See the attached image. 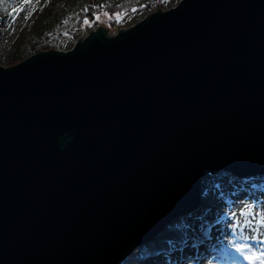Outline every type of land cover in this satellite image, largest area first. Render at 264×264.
Returning a JSON list of instances; mask_svg holds the SVG:
<instances>
[{
	"label": "water",
	"instance_id": "1",
	"mask_svg": "<svg viewBox=\"0 0 264 264\" xmlns=\"http://www.w3.org/2000/svg\"><path fill=\"white\" fill-rule=\"evenodd\" d=\"M0 67V264H118L264 174V0H179Z\"/></svg>",
	"mask_w": 264,
	"mask_h": 264
},
{
	"label": "rangeland",
	"instance_id": "2",
	"mask_svg": "<svg viewBox=\"0 0 264 264\" xmlns=\"http://www.w3.org/2000/svg\"><path fill=\"white\" fill-rule=\"evenodd\" d=\"M63 0H1L0 1V67L8 68L12 56V49L17 46L18 55L27 59L32 56L29 54L30 48L34 42L35 34L39 31V28L44 25L52 26L51 9L61 3ZM80 3H94L96 0H78ZM112 3H117L120 0H109ZM144 0H139L142 2ZM179 0L171 7H167L161 11H167L169 8H174ZM154 13V12H152ZM149 14H136L131 17L121 28L114 32H108L106 37H113L119 30H125L133 27L138 22L142 21ZM94 29L86 30L85 34H79L78 38H85L88 33L95 32ZM78 38L74 41L70 38H65L60 41L59 46L54 49L59 52H67L71 50ZM35 55V54H33ZM22 60V61H23ZM21 62V61H20ZM19 62V63H20ZM18 64V63H17ZM214 173V174H210ZM220 174L226 175L222 172H208L204 171L200 174V196L203 194L206 196H212V202L209 204H200V211L203 213L204 222H214L212 225L204 226L207 228V233L203 235L199 233L202 231L203 226L198 219H192L189 227L187 228V237L183 246L179 245V248L175 244L169 245V252L166 251L157 252L154 255H147L145 259L137 264H160V259H155L156 256L164 255L165 259H168L170 264H196L195 260H182L179 252L172 256L170 255L172 248L181 249L183 247H194L207 243V238L212 233L221 238L225 247L228 250L237 249L239 246L246 247L251 255L260 253V249L263 245L258 244L261 240L264 241V177L256 175L254 179L251 176H245L242 178H235L231 181L226 176L216 177ZM229 175L231 178L232 176ZM248 179L251 181V185L259 184L260 189L249 195L243 188V181ZM231 189V190H230ZM222 192L223 198H220L218 191ZM229 191V192H228ZM236 193V194H235ZM235 194V195H234ZM252 196L247 198L246 196ZM214 198V200H213ZM224 199V203L219 200ZM206 209V210H205ZM205 210V211H204ZM213 210V212H210ZM204 211V212H203ZM192 213V212H191ZM191 213L189 215H191ZM235 229V234L233 233ZM242 237H248L243 239ZM262 237V238H261ZM262 241V242H263ZM195 242V243H194ZM203 242V243H202ZM250 242V243H249ZM264 243V242H263ZM191 244V245H190ZM187 247L185 250H187ZM191 248V249H192ZM221 250V248H219ZM170 253V254H169ZM222 251L214 250L211 255V263L217 264V260L221 259L220 254ZM158 254V255H157ZM250 254L234 252L232 255L235 259L241 257L245 261V257H249ZM264 255V253H262ZM215 259V260H214ZM245 259V260H244ZM257 262H254L256 264Z\"/></svg>",
	"mask_w": 264,
	"mask_h": 264
},
{
	"label": "trees",
	"instance_id": "3",
	"mask_svg": "<svg viewBox=\"0 0 264 264\" xmlns=\"http://www.w3.org/2000/svg\"><path fill=\"white\" fill-rule=\"evenodd\" d=\"M176 1L144 0L139 2V0H120L117 3H112L109 0H96L94 3L82 4L78 0H63L51 9L52 26H41L35 34L29 54L33 55L39 51L54 50L59 46L61 40L70 38L75 41L79 34H85L86 30L94 29L98 26L105 29L107 33L114 32L136 14H151L157 9L161 11L173 6ZM97 17H99V20L96 19ZM85 21L89 23L86 24L84 23ZM19 47L12 49L9 67L24 59L18 55ZM222 176H226L231 181L234 179V177L231 178L227 174H220L216 177ZM189 214L170 221L169 225L156 235L150 243L140 247L118 264H137L145 259L147 255H154L161 251H166L167 253L170 250L169 245L172 243L183 246L187 237V228L190 224ZM213 223V221L206 223L202 220L203 229L198 237L203 235L202 238H204L205 233H207V228L204 229V226H209Z\"/></svg>",
	"mask_w": 264,
	"mask_h": 264
},
{
	"label": "bare ground",
	"instance_id": "4",
	"mask_svg": "<svg viewBox=\"0 0 264 264\" xmlns=\"http://www.w3.org/2000/svg\"><path fill=\"white\" fill-rule=\"evenodd\" d=\"M256 175H258V174H255V175H253V176H251V179H254V177L256 176ZM261 176H264V174H260ZM245 177V176H244ZM235 178H237V177H235ZM238 178H242V177H238ZM255 180V179H254ZM243 188H245L244 190L245 191H247V193L249 194V195H252L254 192H256V191H258L259 189H260V186H259V184H254V185H251V181H249L248 179H245L244 181H243ZM231 190V189H230ZM229 192V191H228ZM218 193V195H220L219 197L220 198H223V195H222V192H220V190L217 192ZM201 194V193H200ZM200 194H199V201H198V206L196 207V208H194V209H192V210H190V212L189 213H191V215H189L188 216V218H189V220H190V218L192 217V219L194 218V219H198L199 221H197V222H202V220H203V213H201V212H199L200 211V209H199V207H200V204L202 203V204H209V202H212V194L210 195V196H206L205 197V195H201L200 196ZM236 194V193H235ZM234 194V195H235ZM247 195V194H246ZM247 198H251L252 196H246ZM213 200H214V198H213ZM220 201V203L221 202H225L224 201V199H221V200H219ZM199 210V211H198ZM210 212H213V210H210ZM189 213H187V214H189ZM186 214V215H187ZM186 215H184V216H186ZM183 217V216H182ZM190 220V222H193V220ZM168 226V225H167ZM165 229V228H164ZM163 229V230H164ZM162 230V231H163ZM161 231V232H162ZM159 234V233H158ZM157 234V235H158ZM262 238V237H261ZM245 240V239H244ZM207 243H203L202 245H200V246H197V244L192 248V247H187V250H185L186 249V247H183L182 248V250L180 249H177V248H179V245H176L177 246V248L175 249V248H172V250L173 251H171L169 254L170 255H172V256H174V255H176L178 252H179V257L180 258H182V260H187V259H190V260H195L197 263L196 264H212L210 261H211V259H212V255H211V253L214 251V250H218V251H222V253L220 254V256H221V259H219V260H217V264H254V262H257L256 264H264V255L262 254V253H264V241L263 240H261L260 242H258V244H260V245H263L262 246V248L260 249V253H257L256 255H254V254H250V253H248L249 252V250L246 248V247H244V246H239L238 248L239 249H241L240 251H238V252H241V253H246V254H250V256L245 260V261H243L242 260V258L241 257H237V259H235L234 257H233V253L234 252H236L237 251V249H234L233 250V253H232V250H228V248L227 247H225L224 246V244H223V241L221 240V238L220 237H218V236H216V235H214L213 233L211 234V235H209L208 236V238H207ZM263 241V242H262ZM151 241H149V242H147V243H145L144 245H146V244H148V243H150ZM195 243V242H194ZM250 243V242H249ZM144 245H142V246H140V247H143ZM191 245V244H190ZM140 247H138V248H136L134 251H136L137 249H139ZM192 248V249H191ZM219 248H221V250L219 249ZM133 251V252H134ZM132 252V253H133ZM131 253V254H132ZM130 254V255H131ZM129 255V256H130ZM158 255V254H157ZM128 257V256H127ZM256 257H260V259H256ZM155 259H160L158 262L160 263V264H170V262L168 261V259H165V256L164 255H159V256H156V258ZM215 260V259H214Z\"/></svg>",
	"mask_w": 264,
	"mask_h": 264
},
{
	"label": "snow or ice",
	"instance_id": "5",
	"mask_svg": "<svg viewBox=\"0 0 264 264\" xmlns=\"http://www.w3.org/2000/svg\"><path fill=\"white\" fill-rule=\"evenodd\" d=\"M97 20H99V17L96 18ZM84 23H89L88 21H85ZM90 26V25H89ZM233 233L235 234V229H233ZM243 239H248V237H242ZM241 249H237V251H240ZM245 259H247V257H245ZM256 259H260V257H256Z\"/></svg>",
	"mask_w": 264,
	"mask_h": 264
}]
</instances>
